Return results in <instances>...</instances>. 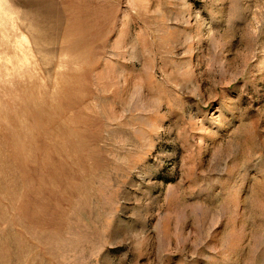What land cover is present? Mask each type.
<instances>
[{
	"label": "rangeland",
	"instance_id": "rangeland-1",
	"mask_svg": "<svg viewBox=\"0 0 264 264\" xmlns=\"http://www.w3.org/2000/svg\"><path fill=\"white\" fill-rule=\"evenodd\" d=\"M0 264H264V0H0Z\"/></svg>",
	"mask_w": 264,
	"mask_h": 264
}]
</instances>
